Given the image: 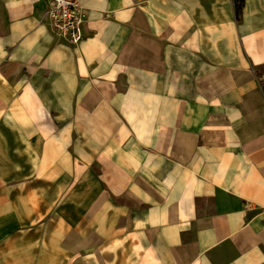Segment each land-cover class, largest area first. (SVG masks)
I'll return each instance as SVG.
<instances>
[{"label":"crops","instance_id":"1","mask_svg":"<svg viewBox=\"0 0 264 264\" xmlns=\"http://www.w3.org/2000/svg\"><path fill=\"white\" fill-rule=\"evenodd\" d=\"M0 0V264H264V0Z\"/></svg>","mask_w":264,"mask_h":264},{"label":"built area","instance_id":"2","mask_svg":"<svg viewBox=\"0 0 264 264\" xmlns=\"http://www.w3.org/2000/svg\"><path fill=\"white\" fill-rule=\"evenodd\" d=\"M47 16L54 34L63 41L78 44L86 35L89 15L81 0H48Z\"/></svg>","mask_w":264,"mask_h":264},{"label":"rangeland","instance_id":"3","mask_svg":"<svg viewBox=\"0 0 264 264\" xmlns=\"http://www.w3.org/2000/svg\"><path fill=\"white\" fill-rule=\"evenodd\" d=\"M238 1H241V0H238ZM48 6H49V1L47 0V9H46V16H47V11H48ZM236 16H237V12H236ZM241 16V15H240ZM48 17V16H47ZM49 19V18H48ZM240 18H238L237 17V20H239ZM49 24H50V27H51V29L53 30V22L52 21H50L49 20ZM53 32H54V30H53ZM86 35H85V38L82 40V41H84V40H86L87 38H88V30H86ZM81 41V42H82ZM67 44H70V45H78V44H80L81 42H79L78 44H71V43H69L68 41H65Z\"/></svg>","mask_w":264,"mask_h":264},{"label":"trees","instance_id":"4","mask_svg":"<svg viewBox=\"0 0 264 264\" xmlns=\"http://www.w3.org/2000/svg\"><path fill=\"white\" fill-rule=\"evenodd\" d=\"M235 2H236L237 17L240 18L244 0H241V1L235 0Z\"/></svg>","mask_w":264,"mask_h":264},{"label":"bare ground","instance_id":"5","mask_svg":"<svg viewBox=\"0 0 264 264\" xmlns=\"http://www.w3.org/2000/svg\"><path fill=\"white\" fill-rule=\"evenodd\" d=\"M81 1H82V0H81ZM82 5L84 6L83 1H82ZM84 8H86V7L84 6ZM86 10H87V8H86ZM87 12H88V10H87ZM88 15H89V12H88Z\"/></svg>","mask_w":264,"mask_h":264}]
</instances>
